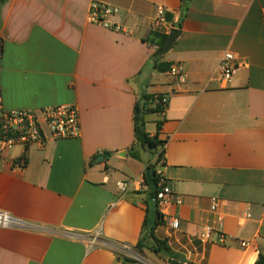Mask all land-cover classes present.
Returning a JSON list of instances; mask_svg holds the SVG:
<instances>
[{"label":"crops","instance_id":"1","mask_svg":"<svg viewBox=\"0 0 264 264\" xmlns=\"http://www.w3.org/2000/svg\"><path fill=\"white\" fill-rule=\"evenodd\" d=\"M92 2L119 8L115 22L132 34L91 24ZM158 6L181 31L159 65L182 64L185 84L155 68L159 33L148 21ZM225 51L242 64L231 86L217 71ZM157 95L169 103L146 116V130L155 136L163 120L167 213L180 227L162 223L155 235L181 259L144 249L145 263L134 264H255L264 255V0H0L4 110L75 106L81 126L78 139L47 133L42 147L0 156V212L25 225L0 228V264H123L115 248L134 249L142 236L144 177L156 162L147 149L129 154L135 106Z\"/></svg>","mask_w":264,"mask_h":264},{"label":"built area","instance_id":"2","mask_svg":"<svg viewBox=\"0 0 264 264\" xmlns=\"http://www.w3.org/2000/svg\"><path fill=\"white\" fill-rule=\"evenodd\" d=\"M119 8L100 3L92 2L88 20L91 24L124 35H131L132 32L123 25L115 22L120 15ZM167 10L165 6H158L155 17L148 21V27L154 32L164 36H168L173 30V26L167 21ZM242 64L237 56L231 51H225L217 67L219 76L225 86H231ZM168 75L176 80L179 84H185L187 75L185 67L182 64H174L170 67ZM156 104L167 109L169 97L163 96L156 98ZM47 133L52 140H72L78 139L81 135L80 117L78 109L75 106H58L52 108H43L40 110H4L0 98V156L13 150L16 147H22L27 151L30 146H44L47 141ZM26 155V153H25ZM25 157H22L21 163ZM22 165V164H21ZM158 213L160 220L166 226L173 230H178L180 223L178 220L168 215L167 209L173 203V192L169 182L164 174L162 163L155 167ZM134 182H119L117 188L122 194H126L133 186ZM143 188L148 186L144 184ZM177 205H181L180 198L176 199ZM212 211L218 208V200H212ZM246 219L251 218L250 213L244 216ZM25 225L14 220L5 212H0V228H19ZM213 229L211 227L204 228V238L211 239ZM223 239V237H221ZM91 245L98 243L97 237L90 239ZM242 248L250 247V243L241 241ZM116 253L125 256L134 261L145 263V259L141 257L128 244H122L115 248Z\"/></svg>","mask_w":264,"mask_h":264},{"label":"trees","instance_id":"3","mask_svg":"<svg viewBox=\"0 0 264 264\" xmlns=\"http://www.w3.org/2000/svg\"><path fill=\"white\" fill-rule=\"evenodd\" d=\"M5 0H2V3H4ZM186 11V9H184ZM154 39L152 40L153 43H157L158 49L161 50L167 40L168 36H163L159 34H155ZM160 58H156V55H154V63L155 68L158 71H169L170 67H166L164 69L161 68L159 65ZM162 98L163 95H157V96H143L140 101L137 102L135 106L134 111V132H135V139L136 143L135 146L131 148L129 151V154L132 158L138 160L139 159V152L137 150V147L147 149L154 157H156L155 164H151L149 168H155L158 164L161 162H164L165 157V141H162L159 139V132L161 130V126L163 124V120L159 121L157 123L158 125V133L151 137V135L146 130V116L150 114H163L164 108L156 104V98ZM144 182L148 186V195L150 198L151 195V189L149 187V184L146 179V175L144 177ZM149 200L146 202V219L143 224V233L142 236L134 248L135 251L142 255L144 249H148L152 251L155 254H165L171 259H181L180 255L176 254L171 250V248L168 246L167 242L165 240H160L155 235L156 228L162 224V220H159L153 227H148V217H149ZM118 256V261L123 264H134L135 261L131 260L129 258H126L125 256H122L120 254ZM255 264H264V255L260 254L258 260Z\"/></svg>","mask_w":264,"mask_h":264},{"label":"water","instance_id":"4","mask_svg":"<svg viewBox=\"0 0 264 264\" xmlns=\"http://www.w3.org/2000/svg\"><path fill=\"white\" fill-rule=\"evenodd\" d=\"M189 2L190 0H184V8L187 7ZM180 35H181L180 30L173 29L168 36V40L165 46L161 50H159V52L156 55V58H161L165 56L166 54H168L170 50L174 47ZM108 158H109L108 154L101 155L97 158L96 162L100 163ZM146 179L151 189V195L149 198V205H148V208H149L148 227H153L160 220V215L158 213V205L156 202L158 189H157V184H156L155 168H149L146 170Z\"/></svg>","mask_w":264,"mask_h":264},{"label":"rangeland","instance_id":"5","mask_svg":"<svg viewBox=\"0 0 264 264\" xmlns=\"http://www.w3.org/2000/svg\"><path fill=\"white\" fill-rule=\"evenodd\" d=\"M156 116H157V114H152V115H150V118L154 119ZM142 154H144V153H142Z\"/></svg>","mask_w":264,"mask_h":264}]
</instances>
